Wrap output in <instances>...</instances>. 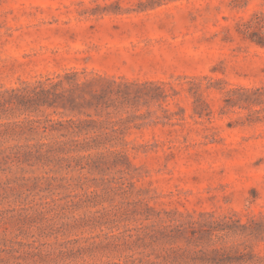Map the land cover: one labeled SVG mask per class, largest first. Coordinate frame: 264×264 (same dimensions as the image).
<instances>
[{
	"label": "rangeland",
	"instance_id": "1",
	"mask_svg": "<svg viewBox=\"0 0 264 264\" xmlns=\"http://www.w3.org/2000/svg\"><path fill=\"white\" fill-rule=\"evenodd\" d=\"M259 21L264 0H0V264H171L192 222L216 261L264 264V106L225 101L264 85ZM68 70L139 85L124 155L31 148L63 138L25 120L62 109L4 90Z\"/></svg>",
	"mask_w": 264,
	"mask_h": 264
},
{
	"label": "trees",
	"instance_id": "2",
	"mask_svg": "<svg viewBox=\"0 0 264 264\" xmlns=\"http://www.w3.org/2000/svg\"><path fill=\"white\" fill-rule=\"evenodd\" d=\"M257 27L264 33V21H259ZM256 45L264 47V34H256L251 39ZM163 83L147 82L144 87H153L157 93L150 100L165 101L169 96L163 88ZM137 83L124 78H113L97 73L77 72L68 70L52 78L24 84L20 88L6 89L4 104L16 107L22 113L36 116L46 109H62L65 119L53 120L26 119L30 132H57L63 140H53L47 143L30 144L31 148L41 149L55 147L60 152H88L103 159L108 154L124 155L127 150L125 132L129 123L123 120L124 108L133 103L130 89L137 88ZM175 94L176 90L171 87ZM232 97L226 99V106L239 109H249L252 106H264V85L259 88H236L230 90ZM196 100L199 95L193 93ZM202 104L207 106L203 101ZM264 110V107H263ZM201 115V113H198ZM118 115V117H116ZM30 118V117H27ZM35 136V135H33ZM125 157V156H124ZM99 162V161H95ZM93 163L98 166V163ZM188 230L191 239L185 248H179L172 255L171 264H244L242 261L231 263L216 261L211 254L219 250L209 247L208 241L216 227L211 224H199L197 227L190 223ZM206 244V245H205ZM244 262V261H243Z\"/></svg>",
	"mask_w": 264,
	"mask_h": 264
}]
</instances>
